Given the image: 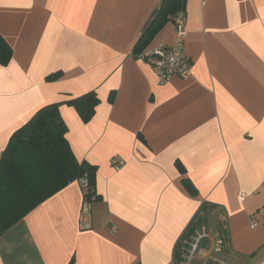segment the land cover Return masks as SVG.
<instances>
[{"label":"crops","instance_id":"1","mask_svg":"<svg viewBox=\"0 0 264 264\" xmlns=\"http://www.w3.org/2000/svg\"><path fill=\"white\" fill-rule=\"evenodd\" d=\"M161 1L0 0L13 52L0 64V157L39 109L62 102L99 195L84 201L80 180L53 194L0 237V264H175L203 202L219 206L208 222L226 223L228 244L219 222L202 226L193 243L205 235L207 246L184 264H264V0H186L183 37L169 19L144 49L182 39L192 74L166 81L133 55ZM89 91L100 104L84 121L66 101Z\"/></svg>","mask_w":264,"mask_h":264},{"label":"trees","instance_id":"2","mask_svg":"<svg viewBox=\"0 0 264 264\" xmlns=\"http://www.w3.org/2000/svg\"><path fill=\"white\" fill-rule=\"evenodd\" d=\"M186 0H162L152 19L133 49L134 57L145 47L169 19L185 13ZM12 47L0 34V64L7 65L12 58ZM60 72L47 77L54 80ZM113 93L110 100L112 101ZM76 108L84 121L95 114L100 99L95 91L66 101ZM62 102L50 103L39 109L29 121L11 136L0 157V237L31 210L71 182L85 178L84 201L98 199L96 174L98 167L79 161L67 138L68 126L60 113ZM177 165L184 173L183 165ZM182 183L195 196L198 189L188 178ZM218 205L203 202L189 225L179 237L174 250L175 264H184L198 229L207 226L208 216ZM222 244H228L225 222H219ZM216 264V263H215Z\"/></svg>","mask_w":264,"mask_h":264},{"label":"built area","instance_id":"3","mask_svg":"<svg viewBox=\"0 0 264 264\" xmlns=\"http://www.w3.org/2000/svg\"><path fill=\"white\" fill-rule=\"evenodd\" d=\"M174 21L179 35L183 37V28L185 24L184 15H178ZM138 58L146 60L157 71L162 81H166L174 75L188 78L192 74V62L183 52L182 39L172 46L161 44L152 50L143 51V53L139 54ZM117 164H119V162ZM80 182L84 186L87 185V180L85 178L80 179ZM251 225L255 227L257 225V220L252 219ZM220 244H222V241ZM190 247L196 249L199 246L198 243L194 244L192 242Z\"/></svg>","mask_w":264,"mask_h":264},{"label":"rangeland","instance_id":"4","mask_svg":"<svg viewBox=\"0 0 264 264\" xmlns=\"http://www.w3.org/2000/svg\"><path fill=\"white\" fill-rule=\"evenodd\" d=\"M218 222H219L218 219L217 220L215 218L209 219L208 225L206 226V232L211 233V232L215 231V229L217 228ZM198 238H199V240H198L199 241L198 250H200L201 248H204V247L207 246V239L208 238L205 235L201 236V237L198 236ZM195 243H197V241H195L194 244ZM215 263L217 264L218 262H214V260H212L209 264H215Z\"/></svg>","mask_w":264,"mask_h":264}]
</instances>
